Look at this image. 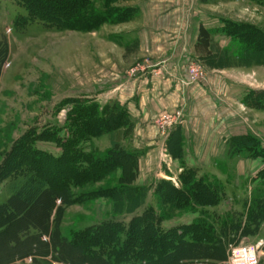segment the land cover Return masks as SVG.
<instances>
[{"label": "rangeland", "instance_id": "374dc122", "mask_svg": "<svg viewBox=\"0 0 264 264\" xmlns=\"http://www.w3.org/2000/svg\"><path fill=\"white\" fill-rule=\"evenodd\" d=\"M92 1L96 15L107 13L116 21L95 31L60 30L48 20L30 17L20 0H0V42L8 49L0 65V168L6 165L12 144L29 132L36 137L56 132L55 138L68 139V115L75 101L94 102L100 111L116 106L126 116L127 110L110 95L121 86L129 97L139 100L145 94L142 109L147 104L152 106L144 120L141 115L138 120L126 117L119 136L112 132L83 144L85 152L92 149L105 154L120 149L133 153L138 175L130 187L132 192L123 195L121 203L99 198L62 206L57 200L49 224L56 221L60 236L45 233L42 240L49 241L53 251L60 246L59 254L71 259L72 264H102L86 259L78 249L61 245L59 237L71 239L70 234L112 218L127 225L132 216L124 214L131 197H138L144 209L157 208L160 205L153 193L158 184L164 181L179 188L180 177L188 170L194 172L196 180L216 186L214 191L221 202L207 209L209 222H213V214L219 219L236 214L245 221L254 199L264 194V63L255 61L241 40L246 33L264 35V0ZM120 16L123 21L118 22ZM200 26L211 33L207 54L196 50ZM179 58L180 70L176 66ZM145 73L143 79L160 81L149 94L140 79ZM240 146L245 148L243 152ZM33 147L61 154L52 140L34 142ZM28 175L25 166L0 180V206ZM51 206L45 197L37 200L25 219L15 225L29 222L46 229ZM22 207L26 206L22 203ZM198 216L175 212L163 228L191 224ZM263 225L264 221L257 234L233 245L262 241L259 264H264ZM2 244L4 260L26 250L19 247L13 251ZM46 246L29 250L44 259L50 250ZM230 247L227 260L186 264H229ZM193 256L187 253L184 259ZM55 257L56 253L53 260L49 259L51 264H63ZM31 262L25 259L26 264Z\"/></svg>", "mask_w": 264, "mask_h": 264}, {"label": "trees", "instance_id": "16d2710c", "mask_svg": "<svg viewBox=\"0 0 264 264\" xmlns=\"http://www.w3.org/2000/svg\"><path fill=\"white\" fill-rule=\"evenodd\" d=\"M108 1L103 0L106 4ZM20 2L30 17L48 20L60 30L95 31L103 24L116 21L107 13L96 15L95 1L92 0ZM121 18L117 21H123ZM242 38V43L247 44L246 52L255 61L264 63V35L256 31L246 33ZM210 45L211 33L201 26L196 50L207 54ZM7 54V45L0 42V65ZM125 118L116 106H108L100 111L94 102L75 101L68 115L71 124L68 139L55 138L56 132H47L37 137L29 132L12 144L6 165L0 168V180L7 179L16 171H22L25 166L31 175L26 176L7 203L0 206V242L7 244L9 250L14 251L19 247L26 250L8 260H4L1 250L0 264L15 261L26 264L25 259L28 258L31 264H51L49 259L53 260L55 253L56 262L72 264L71 259L61 257L60 246L57 247L58 251H53L49 241L42 240L46 234L60 236L56 221L49 224L53 205L57 200H61L62 206H70L99 198L117 199L121 203V197L132 192L130 187L138 175V163L133 153L116 149L99 154L92 149L85 152L83 148L88 139H97L112 132L119 136ZM45 140H52L61 154L52 155L33 147L34 142ZM115 141L119 143V137ZM195 177L192 170L186 171L180 177L179 188L161 181L153 193L160 205L157 208L148 206L144 209L145 204H141L138 197H131L124 214L132 216L127 225L112 218L98 226L70 234L71 239L59 237L61 245L78 249L86 259L99 260L102 264H186L227 260L230 246L258 233L264 221V194L254 199V205L249 207L244 222L236 214H227L220 219L217 214H213V222H209L211 217L207 209L218 207L221 201L214 191L216 186L213 188L206 181L196 180ZM43 197L52 204L47 211L46 229L29 222L24 226H16L15 223L22 222L32 205ZM22 203L25 208H20ZM163 206L169 208L164 209ZM175 212L199 216L189 225L164 229L163 223ZM46 244L50 250L44 259L32 255L31 249L38 245L47 247ZM187 253L194 256L184 259Z\"/></svg>", "mask_w": 264, "mask_h": 264}, {"label": "crops", "instance_id": "0c3cea01", "mask_svg": "<svg viewBox=\"0 0 264 264\" xmlns=\"http://www.w3.org/2000/svg\"><path fill=\"white\" fill-rule=\"evenodd\" d=\"M201 27V26H200ZM200 29V28H199ZM199 32V31H198ZM170 52H175V49H172ZM181 63H182V58H179L177 61H176V66L179 68V70L181 69ZM149 73V72H148ZM146 74L147 73H145L144 75H141V77H140V79H142L141 80V82L142 83H144L143 84V86H144V88H145V91H148V94L149 93H151L150 91L152 90V88L154 89L156 86H157V84L156 83H158V84H160V81L159 82H156V81H148V79H143L145 76H146ZM179 74H181L180 73V71H178V75ZM143 76V77H142ZM181 78V80H182V82L184 83V82H186V78L185 77H182V76H180ZM143 80H145L144 82H143ZM124 89L120 86V87H116V90L115 91H113L112 93H110V95L112 96V95H114V97L113 98H115L116 99V101L119 103V105L120 106H122L123 108H125L126 110H127V115L125 116V117H128V118H130V119H134V120H138L139 119V117L138 116H142L143 117V119H141V120H144V114H146V113H150V112H152L150 109H151V104H147L143 109H142V107H141V105H143L142 103H143V99H141V98H144V96H145V94L143 93V94H141V96L142 97H140L139 98V100H138V98L136 97V96H127V95H125L123 92ZM185 91H187V93L189 92L187 89H185ZM103 92V89L102 90H100V91H98V93H102ZM148 94H147V96H148ZM144 95V96H143ZM96 100H98V97L96 96V98H95ZM141 99V100H140ZM99 101V100H98ZM150 102V101H149ZM140 116V117H141ZM238 137H242V134L241 135H237ZM118 138V137H117ZM117 138L115 139V140H117ZM228 139H226L225 141H224V143L225 144H227L228 145ZM239 148H241L239 151H244V147L242 146H240ZM190 167H194V166H190ZM189 167V168H190ZM167 170V169H166ZM167 172V171H166ZM165 173V172H164ZM168 173H170V172H168ZM170 179H172V177H169ZM187 224H189V223H184V225H187ZM178 224L176 223V225L175 226H177ZM264 226V225H263Z\"/></svg>", "mask_w": 264, "mask_h": 264}, {"label": "built area", "instance_id": "2783aa9c", "mask_svg": "<svg viewBox=\"0 0 264 264\" xmlns=\"http://www.w3.org/2000/svg\"><path fill=\"white\" fill-rule=\"evenodd\" d=\"M192 73L196 75V70H192ZM262 247V241L251 245L231 246L229 264H259Z\"/></svg>", "mask_w": 264, "mask_h": 264}]
</instances>
